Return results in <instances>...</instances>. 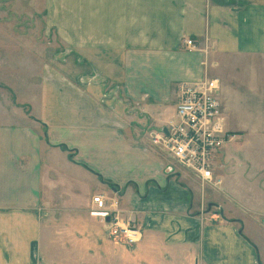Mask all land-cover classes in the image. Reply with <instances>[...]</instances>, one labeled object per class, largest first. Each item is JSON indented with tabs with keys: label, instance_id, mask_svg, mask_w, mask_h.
I'll return each instance as SVG.
<instances>
[{
	"label": "crops",
	"instance_id": "1",
	"mask_svg": "<svg viewBox=\"0 0 264 264\" xmlns=\"http://www.w3.org/2000/svg\"><path fill=\"white\" fill-rule=\"evenodd\" d=\"M41 1L63 49L0 46V264H49L50 211H86L108 237L90 215L97 194H116L142 240L126 248L80 226L81 262L106 248L122 264H264V83H247L239 111L225 85L218 95L241 145L214 154L213 192L192 190L200 181L151 143L180 83L219 81L209 56L264 57V0Z\"/></svg>",
	"mask_w": 264,
	"mask_h": 264
},
{
	"label": "rangeland",
	"instance_id": "2",
	"mask_svg": "<svg viewBox=\"0 0 264 264\" xmlns=\"http://www.w3.org/2000/svg\"><path fill=\"white\" fill-rule=\"evenodd\" d=\"M44 19L45 14L41 0H0V46H6L9 49H32L34 47L63 49V45L55 38L52 32H48V26ZM209 57V62L213 60V66L212 70L208 69V76L219 79L218 95L223 93L225 85L230 95V105L232 108H236V111H239L241 109V102L243 101L242 98L246 97V94H248L245 92L247 83H264V57L256 55L222 56L215 54ZM24 59L32 60L31 57H24ZM26 67L24 70H27ZM222 117L224 118L223 114ZM224 120L225 126L227 127H234L233 129L239 127L240 120L232 114H226ZM227 127L224 128L227 129ZM228 145H236L239 147L241 141L236 137V139L228 143L227 146ZM171 170L168 173H172L173 170ZM189 174H187V176L193 178L191 177L192 175ZM190 183L196 185L192 190L213 192V190L216 189L210 186V184L202 185L201 183L198 184L196 181H190ZM108 186L114 187L112 184H108ZM117 193L118 195L121 194L120 191ZM70 214L67 216L58 211H50L49 215L43 216L42 218L45 230H43L44 234L40 240L38 255L48 258L49 264H86V261L81 262V252L85 251L81 248V241L82 239L84 240V237L85 239L88 238L89 235H87V232L83 234L79 229L80 226L88 225L90 229L97 232L91 235L93 240L99 239L100 237L101 242L111 241V239L103 233L99 223H95L93 220L88 219L86 211H72ZM91 237H89V239ZM90 244L92 243L89 241L86 250L89 256H95L97 249H95L94 243L92 247H90ZM117 244L127 246L126 248H132L138 243L132 246L122 243ZM102 249L103 251L100 250V261L98 263L95 261L88 262V264H115L112 262L113 260L118 262L115 258L117 252L113 254L106 248ZM121 250H123V248H121ZM46 261L47 260H45V262ZM118 264H122V262H118Z\"/></svg>",
	"mask_w": 264,
	"mask_h": 264
},
{
	"label": "built area",
	"instance_id": "3",
	"mask_svg": "<svg viewBox=\"0 0 264 264\" xmlns=\"http://www.w3.org/2000/svg\"><path fill=\"white\" fill-rule=\"evenodd\" d=\"M187 49H194L192 40H184ZM219 81L204 76L198 82L180 83L175 119L166 133L155 134L151 143L160 147L179 166L195 176L202 185L218 187L213 180L212 159L234 137L225 131L219 99ZM90 215L98 218L114 243L128 246L142 240V231L134 222L122 216L116 194L91 198Z\"/></svg>",
	"mask_w": 264,
	"mask_h": 264
}]
</instances>
